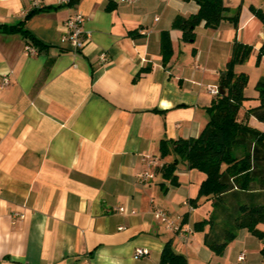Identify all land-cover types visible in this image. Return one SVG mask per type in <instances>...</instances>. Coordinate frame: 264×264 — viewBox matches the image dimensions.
I'll use <instances>...</instances> for the list:
<instances>
[{"label":"crops","instance_id":"1","mask_svg":"<svg viewBox=\"0 0 264 264\" xmlns=\"http://www.w3.org/2000/svg\"><path fill=\"white\" fill-rule=\"evenodd\" d=\"M224 3L226 15L240 12L238 25L203 21L186 39L195 0H0V264H160L168 242L189 264H233L242 251L249 264H264V244L247 228L223 256L205 244L208 226L195 229L212 210L206 198L190 208L205 173L180 160L173 185L162 171L177 157L162 156L163 140L198 137L209 122L208 86L221 84L235 43L258 51L264 42L253 11L264 12V0ZM79 12L82 50L62 41ZM26 18L46 50L29 53L26 36L11 30ZM146 170L154 176L142 180ZM157 207L190 230L187 240L155 217ZM137 247L149 255L136 258Z\"/></svg>","mask_w":264,"mask_h":264},{"label":"trees","instance_id":"2","mask_svg":"<svg viewBox=\"0 0 264 264\" xmlns=\"http://www.w3.org/2000/svg\"><path fill=\"white\" fill-rule=\"evenodd\" d=\"M195 1L200 8L183 26L186 39L195 38L194 29L190 27L203 21L210 28H217L224 20L239 24L240 12L226 15L228 7L224 0ZM253 11L264 22V12L257 8H253ZM36 12L37 9H34L27 18ZM27 18L11 30L22 32L39 52L46 50L47 46L25 29ZM253 48L252 45L242 42L235 43L232 58L224 71L226 75L221 79L226 93L214 97L208 107L210 120L200 136L163 140L161 146L162 156H168L172 152L177 155L174 161L162 167L163 177L170 180L171 184H179L175 172L180 160H185L190 169H197L206 174L198 197L190 202L193 208L197 207L201 198L212 202L209 216L196 222L195 229L200 231L209 227L205 244L218 256L224 255L229 244L237 238L243 228H247L261 240L264 239V231L259 228V224L264 223V129L239 120L249 77L244 72L235 71V65L249 58ZM162 52L166 60L173 52L168 31L163 33ZM260 56H264V42L260 48ZM257 88L259 103L250 107L247 115L254 116L264 124V78L258 82ZM236 145H246L249 154L246 157H234L232 153ZM255 184L259 187L255 188ZM243 196L249 197L250 201H244ZM228 197L231 198L229 201ZM160 264L189 262L184 254L174 250L172 242H168Z\"/></svg>","mask_w":264,"mask_h":264},{"label":"built area","instance_id":"3","mask_svg":"<svg viewBox=\"0 0 264 264\" xmlns=\"http://www.w3.org/2000/svg\"><path fill=\"white\" fill-rule=\"evenodd\" d=\"M34 5L40 6L42 3V0H32ZM73 0H62L63 3L69 4ZM132 1V0H129ZM86 21V16L82 13L79 12L73 16H70L67 21H66V27H67V33L64 35L62 41L64 43H70L76 50H82L86 44V39L85 36L86 31L84 28V23ZM27 51L32 54H37L39 53L38 49L33 46V45H28L26 47ZM101 60L102 62H107L108 61V55L106 52L101 53ZM10 83V80L8 77H4L2 84L3 85H8ZM208 91L214 96L217 97L220 95V84L218 85H209L208 86ZM149 157V156H148ZM151 164H158L155 161H151ZM142 180H146L148 178H152L154 174L149 172L148 170L142 172L139 174ZM191 209H193L192 206H190ZM116 211L122 212V213H127L128 209L126 207H119L115 209ZM155 217L165 223L169 228L173 229L175 232L178 233V235L182 238L187 240L189 238V233L190 230L185 228L182 223H177L173 221L170 218L169 213L161 207H157L154 211ZM150 249L147 247H137L135 251V257L136 258H142L147 255H149ZM233 264H249L247 262V253L245 251H242L239 256H238V261Z\"/></svg>","mask_w":264,"mask_h":264},{"label":"rangeland","instance_id":"4","mask_svg":"<svg viewBox=\"0 0 264 264\" xmlns=\"http://www.w3.org/2000/svg\"><path fill=\"white\" fill-rule=\"evenodd\" d=\"M235 71L237 73L244 72L248 75L249 81L248 85L246 86L244 93L246 96V99L244 100L243 106L244 107H252L259 103L258 97H259V91L257 88L258 82L264 78V56H260V49L258 51L251 52V55L249 58H247L242 63H237L235 65ZM241 108V109H242ZM247 113L244 112L239 113V120L244 123H249L246 119ZM249 154L248 148L246 145H236L234 147L232 155L234 157H246ZM255 188H258L259 185L255 184ZM260 191V190H259ZM244 197V196H243ZM244 201H250L249 197H244ZM231 198L228 197V201ZM233 202V201H232ZM208 204H203L199 206V211L197 213H204L207 210ZM264 244V239L262 240Z\"/></svg>","mask_w":264,"mask_h":264},{"label":"water","instance_id":"5","mask_svg":"<svg viewBox=\"0 0 264 264\" xmlns=\"http://www.w3.org/2000/svg\"><path fill=\"white\" fill-rule=\"evenodd\" d=\"M226 73H223L222 75V79L225 77ZM226 93V89L224 88V86L222 84H220V94L224 95Z\"/></svg>","mask_w":264,"mask_h":264}]
</instances>
